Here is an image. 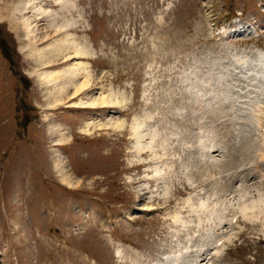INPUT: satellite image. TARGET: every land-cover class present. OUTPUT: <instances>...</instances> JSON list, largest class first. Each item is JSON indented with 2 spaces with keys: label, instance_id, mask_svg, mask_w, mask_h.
<instances>
[{
  "label": "rangeland",
  "instance_id": "rangeland-1",
  "mask_svg": "<svg viewBox=\"0 0 264 264\" xmlns=\"http://www.w3.org/2000/svg\"><path fill=\"white\" fill-rule=\"evenodd\" d=\"M260 66L264 0H0V264H264Z\"/></svg>",
  "mask_w": 264,
  "mask_h": 264
},
{
  "label": "bare ground",
  "instance_id": "bare-ground-1",
  "mask_svg": "<svg viewBox=\"0 0 264 264\" xmlns=\"http://www.w3.org/2000/svg\"><path fill=\"white\" fill-rule=\"evenodd\" d=\"M29 28V27H28ZM223 33V32H222ZM83 70H78L77 71V75L79 76V75H83ZM263 76H264V74H263ZM52 76L50 77V79L52 80ZM52 81H54V80H52ZM262 82H264L263 80H262ZM87 86V80H85V81H83L82 83H81V85L78 87L79 89H84L85 87ZM262 93V92H261ZM107 102H110V100L108 101V100H106ZM106 102V103H107ZM105 103V99H102L100 102H96L95 104L97 105V104H100V105H102V104H104ZM94 104V105H95ZM263 104H264V102H263ZM107 105V104H106ZM263 106V105H262ZM260 107L261 106H258V114H263V116L262 117H260V116H258V118L257 117H255L254 116V114L255 113H253L252 115H253V117H255L256 118V125L257 126H259V124H260V121L264 118V109L262 110V109H260ZM103 108V107H102ZM261 108H263V107H261ZM252 110V109H251ZM254 111H256V110H254ZM252 112H253V110H252ZM257 114V115H258ZM255 123V122H254ZM256 126V127H257ZM254 130V132H255V134H254V136H256L254 139L252 138V140L250 141L249 140V146H254V148L256 149V151H259V152H261V159H264V138L263 137H261V139L259 140V138H260V135L257 133V130H256V128L255 129H253ZM256 133L258 134V136L256 135ZM136 134V133H135ZM254 143V144H253ZM246 145V144H245ZM244 145V146H245ZM246 147L248 148V145H246ZM243 148H245V147H243ZM243 148L241 147V148H239V149H237V150H235L236 152H237V154H238V156H244L245 155V153H244V150H243ZM243 150V151H242ZM249 149H247V151H248ZM240 151V152H239ZM247 154V153H246ZM230 156H231V153H230ZM233 157V156H232ZM237 159V158H236ZM233 162H234V160L233 159H230L229 161H228V163H227V166H230V165H232L233 164ZM261 163H263V162H261ZM199 165V164H198ZM221 168V167H220ZM262 170V169H261ZM264 172V171H263ZM263 177H264V175H263ZM242 207V206H241ZM242 209H243V207H242ZM242 209H241V213L242 214H244L245 213V211H242ZM208 211V210H207ZM177 218V217H176ZM177 221V220H176ZM201 259V262H202V258H201V256L199 257V258H197V260H200ZM195 262V261H194ZM200 262V263H201ZM199 264V263H198Z\"/></svg>",
  "mask_w": 264,
  "mask_h": 264
}]
</instances>
